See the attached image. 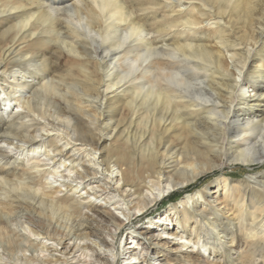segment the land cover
<instances>
[{"label": "bare ground", "instance_id": "1", "mask_svg": "<svg viewBox=\"0 0 264 264\" xmlns=\"http://www.w3.org/2000/svg\"><path fill=\"white\" fill-rule=\"evenodd\" d=\"M0 100V264H140V246L143 263L219 264L223 246L235 263L264 259V170L256 186L204 182L142 238L129 227L121 253L109 208L133 226L223 160L264 165V0H0ZM72 172L82 184L53 178ZM49 248L61 254L39 256ZM79 250L94 261L73 262Z\"/></svg>", "mask_w": 264, "mask_h": 264}, {"label": "rangeland", "instance_id": "2", "mask_svg": "<svg viewBox=\"0 0 264 264\" xmlns=\"http://www.w3.org/2000/svg\"><path fill=\"white\" fill-rule=\"evenodd\" d=\"M228 60V65H229V68L232 67V62L230 59H227ZM235 80H237L239 83L241 82V77L239 75H235ZM101 90V89H100ZM1 100H0V106H1ZM36 139H40L39 137H37ZM3 146L5 147L6 145L3 144ZM10 148L13 149V146H10ZM41 158L43 156H40ZM43 160L40 162V163H43L45 165H43L44 168H49L50 165L52 164V161L50 159H46L45 157L42 158ZM223 163H227L225 166V170L222 172L220 170H216L214 172H211L209 174H207L204 179H202L201 181H198L197 183H194L192 185H189V186H184V187H180V188H176L171 195H168L167 197L165 196L164 198H160L159 201L151 206V208L148 210V212L145 213V216H142L138 219H135L134 220V223H133V226L132 225H129L126 223V218L124 216V214L121 212V210L119 209H114L112 206H109V203H108V200H106V198L102 199L103 197H99V198H96L94 197L93 195H89L87 193H84V192H80V193H76V195H82L83 198L85 200H89L90 202H93L97 205H101V206H109L111 212H113L115 215H117L119 217V219L121 221H123V224L125 225V227H123V236L121 237V239L119 240V243L117 241V243L115 245H118V250L119 252L121 253V251L123 250V248L125 246H131V248H133V246L136 244L134 242H131L132 239L129 238V235H127V241H126V232L129 231L128 233L131 234L130 232H133L132 230H135V232H133V236H136V237H139V238H142V236L138 235V233H141L143 234V230H144V227L149 224V223H152L155 221L156 217L159 216L160 214H162L165 210H167L169 207H170V204L171 203H177L179 204V200L182 198V197H185L189 194H194L196 193L197 191L201 190L202 187L204 186V182H207L209 183L208 184V188L207 189V193L209 194V192L212 191V186H214V180H217L218 178L220 179L222 177V175H228V176H232V177H237L243 181H248L250 182V184L252 186H256L257 184L255 183V179L253 178L254 176H257L258 175V171L260 170H264V165L262 166H257V167H252V168H249V167H241L243 168L242 170L238 169V167H234V165H230L228 164V162H225V160H223ZM228 166V167H227ZM46 170V169H45ZM62 170V169H61ZM63 172H66L63 170ZM67 173V172H66ZM66 173H63V175L65 174V177H60L62 173H59L58 177H53L54 179H57V183H60L61 180L63 179H66L68 181H73V182H76L78 183L79 185L82 184V179L75 173V172H72L71 175L69 174H66ZM50 177V176H49ZM53 178H50V179H53ZM213 182V183H212ZM79 189V188H78ZM106 192H111L109 190V188H106ZM196 196V195H194ZM214 196V195H213ZM217 206L218 207H222V205L220 204V202L217 203ZM89 215H91V212H88ZM92 216V215H91ZM139 217V216H138ZM95 217L93 216V219ZM98 221V220H97ZM96 223H94L95 225ZM129 227H131L132 230H129ZM233 230H234V227L232 226ZM154 230V229H152ZM156 230V228H155ZM98 231L100 232L101 236L104 237L105 239H107L109 242L112 241V238H111V235L113 234V229L110 227V226H107L106 229H102L101 227H98ZM157 231L159 232V235H162L164 236L165 234H163V230H160L159 228H157ZM216 237V236H215ZM119 239V238H117ZM217 239V237H216ZM234 239L235 241H237V244H239V246L241 245L242 247H245L246 246V240L245 238L242 236V234L236 230L235 233H234ZM179 240V239H177ZM218 240V239H217ZM143 242H146L147 243V240L146 239H142ZM181 241V240H180ZM179 241V242H180ZM67 242V241H66ZM127 242V243H126ZM126 243V245H124ZM218 243V242H217ZM53 246V247H52ZM49 245L50 248H57V250H59V248L61 246H54V245ZM116 247V246H114ZM50 248L49 250H45L39 254V256H43L42 258L43 259H46L47 257H51L52 254L54 255H60L62 252H68L69 248H67L66 250L64 249V247L60 250V252L58 251H50ZM136 253H137V256H135L136 258H139L140 261H138V263L140 264H160L158 260L155 259H148L147 263H143V260L144 258H148L150 252L143 249L141 246L139 248H134ZM65 250V251H64ZM100 252H105V257H107L108 259H111L113 260V256L111 255V252L115 251L114 248L112 251H106L105 249H99ZM221 251L224 252L225 256L224 257H221L220 260H219V264H264V259L262 258H259L257 255L255 256L254 259H251L249 258L248 256L245 257L244 260H241V262H238V263H235V262H232V255L230 254L231 252H228L227 251V248L226 247H222ZM220 251V253H222ZM264 251V249L262 250ZM261 251V252H262ZM31 252H34V254H38L39 252H35L33 249L29 248V250L26 252L27 254H30ZM70 253V252H69ZM74 253V255H73ZM92 254V252L88 251L85 252L84 254H82V252L79 250V251H75V252H71L70 254H68L69 258L71 257H74L73 259V262H76L77 260H86V261H90V262H93L94 261V256H90ZM256 254H259V251H257ZM86 255V258H84ZM94 255V254H93ZM218 255H221V254H218ZM205 256H207V258L209 257L208 254H205ZM2 258L4 259V256H2ZM127 254H120L116 264H129L127 263ZM209 260L212 261V257L209 258ZM243 261V263H242ZM214 262V261H213ZM212 262V263H213ZM81 264V262H79ZM79 263H76V264H79Z\"/></svg>", "mask_w": 264, "mask_h": 264}]
</instances>
